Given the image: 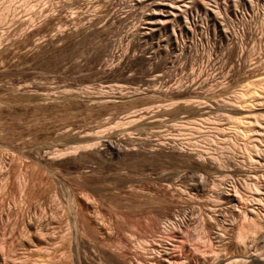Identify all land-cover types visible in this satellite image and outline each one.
<instances>
[{
    "label": "rangeland",
    "instance_id": "1",
    "mask_svg": "<svg viewBox=\"0 0 264 264\" xmlns=\"http://www.w3.org/2000/svg\"><path fill=\"white\" fill-rule=\"evenodd\" d=\"M172 29L211 36L183 53L156 45ZM177 82L191 87L175 94ZM260 86L264 0H0V264H217V244L239 252L247 209L264 221V152L263 192L250 194L251 138L227 123L264 114L232 105Z\"/></svg>",
    "mask_w": 264,
    "mask_h": 264
},
{
    "label": "bare ground",
    "instance_id": "2",
    "mask_svg": "<svg viewBox=\"0 0 264 264\" xmlns=\"http://www.w3.org/2000/svg\"><path fill=\"white\" fill-rule=\"evenodd\" d=\"M164 2V1H163ZM167 5H169V3L165 2ZM171 6V5H170ZM234 11V10H233ZM236 11V10H235ZM234 11V13H235ZM171 13V12H170ZM214 14V13H213ZM236 14V13H235ZM172 15V14H171ZM175 16V15H174ZM173 16V17H174ZM169 17V16H168ZM201 17V16H200ZM199 17V19H200ZM218 15L215 13V16H210L209 19H207L206 17H203V18H206L207 21H210L212 22L213 24V29H214V26L216 24H218V20L217 19ZM171 18V17H170ZM192 19L191 20H195V18L197 19L198 16L197 15H192L191 17ZM202 18V17H201ZM202 18V19H203ZM148 19V18H147ZM174 19V18H173ZM177 19V18H176ZM174 19V20H176ZM179 19V18H178ZM189 19V18H188ZM149 20H153V18H149ZM172 20V19H171ZM183 21V20H182ZM188 21V20H187ZM161 24L159 27L157 26V28H153V27H148V29L151 31H162L164 33V30L166 31V28H165V22H168V19H161V18H158L157 20H153V21H149L148 23L150 24H155V23H158ZM175 22V21H174ZM177 22V20H176ZM179 22V21H178ZM181 22V21H180ZM186 22V21H185ZM189 22V21H188ZM191 22V21H190ZM197 22V21H196ZM198 23V22H197ZM167 24V23H166ZM181 23H179L180 25ZM185 24V23H184ZM209 24V23H208ZM207 24V25H208ZM221 24V23H219ZM174 25V24H173ZM183 25V24H182ZM185 26V25H183ZM199 26V25H198ZM168 27V26H167ZM171 27V26H170ZM182 26L180 25V28ZM187 27V26H186ZM208 27V26H207ZM191 28V27H190ZM211 27H209L210 29ZM216 28V27H215ZM220 28V27H219ZM221 29V28H220ZM182 30V29H180ZM179 30V31H180ZM190 30V29H189ZM198 30V29H197ZM149 31V32H150ZM216 31V30H214ZM219 31V30H218ZM155 32H153L152 34H154ZM161 32V34H162ZM217 32V31H216ZM222 32V31H221ZM166 33V32H165ZM169 33V35L165 34L168 36V39L166 41L161 40L159 41L156 45H158L159 47H164L165 50L166 48H171V49H174L176 51H180V53H183L185 52L187 49H189L194 43L195 41L197 43H201L202 45H206L208 42H209V37L211 36V31L209 32L208 30H202V31H198V32H194L193 30H190L188 31V29L185 31V32H175L173 29L171 30V32H167ZM218 33V32H217ZM216 33V34H217ZM147 34V33H146ZM151 34V33H150ZM159 35V34H158ZM164 35V36H165ZM227 35V31L224 30L223 34H221V36H226ZM153 36V35H152ZM163 36V37H164ZM160 37V36H159ZM162 38V37H161ZM160 38V39H161ZM159 39V38H158ZM212 44V43H211ZM159 50V49H158ZM161 50V49H160ZM164 50V49H163ZM164 50V51H165ZM179 53V54H180ZM198 68H199V71L200 69L203 67V63H200L197 65ZM204 68V67H203ZM183 85L179 84L177 82V84L174 86V87H170L174 93H178V92H181L182 89L183 91H186L188 89H190V85H186L184 88L180 89ZM260 89L261 90H254V91H240L239 94L236 96V100H234V102L232 103V105H235L236 106V109L238 110H241V111H245V112H249V111H252L253 109H256V108H259V107H263L264 106V87L260 86ZM256 95H258V98H256ZM238 98H241V101L239 102L237 99ZM246 115V116H245ZM244 116L242 115L241 117H238V118H231L229 119V123H227L228 127L233 131H236L239 133V135H241V137L244 138L245 137H248L247 139H250V140H247V143L245 144L246 145V148L243 146L242 148H244L246 150V152L244 151V153L247 154V160H248V167L246 169H243L245 172L244 175H246V177H249L251 179L250 181V188L249 189V193L250 191L252 190V193H257L259 191V187H260V182H259V179L257 177H259L258 175H256V172L258 170L259 167H257V165H259L258 163L260 162L259 159H262V157H264V149L263 147H261L263 150L262 152H260V148L259 145H258V141L259 139L262 137L264 138V114H254V113H247L245 114ZM214 122V121H213ZM217 122V121H215ZM194 127L196 128H200V124L198 122H194L192 123ZM214 128L216 129L217 126L216 124L214 123ZM223 128V127H222ZM235 132V133H236ZM261 138V139H262ZM260 139V140H261ZM254 141H257V143H255ZM260 143V141H259ZM262 145V144H261ZM260 145V146H261ZM242 151V152H243ZM243 153V154H244ZM258 153L262 154L263 156H259ZM245 154V155H246ZM201 155V154H200ZM244 155V157H245ZM258 156L259 158L256 159L255 156ZM199 156V155H198ZM261 157V158H260ZM215 160V159H214ZM213 160V161H214ZM217 160V159H216ZM215 160V161H216ZM214 161V162H215ZM218 161V160H217ZM239 161V160H238ZM220 163V162H219ZM218 163V164H219ZM214 164V163H213ZM236 164V162H235ZM242 164V163H241ZM239 165V164H238ZM213 166V165H211ZM242 166V165H241ZM240 167V166H239ZM245 168V167H244ZM239 169V168H238ZM242 169V168H241ZM261 169V168H260ZM260 175V173H259ZM221 176H224V175H221ZM223 179V178H221ZM219 180V178H218ZM222 181V180H220ZM261 181V180H260ZM247 187V186H246ZM236 188V187H234ZM261 188H262V185H261ZM237 189V188H236ZM247 189V188H246ZM251 189V190H250ZM236 191V190H235ZM246 191V190H245ZM261 191V190H260ZM259 191V192H260ZM240 192V191H239ZM263 192V191H262ZM260 192V193H262ZM237 195L238 194H242V193H238V191L236 192ZM250 193V194H252ZM247 194V193H245ZM249 194V195H250ZM235 195V194H234ZM256 195V194H255ZM236 196V195H235ZM239 201L242 203V201H246L248 202L247 200L249 199L248 198V195H246L245 197L242 196V195H239ZM250 197V196H249ZM252 195H251V199H252ZM249 199V200H251ZM237 200V199H236ZM252 201V200H251ZM238 202V201H237ZM239 202V203H240ZM233 203V202H232ZM252 203V202H251ZM231 204V203H230ZM253 204V203H252ZM255 204V203H254ZM242 205V204H241ZM245 205V204H244ZM248 205V204H247ZM246 207V206H245ZM244 207V208H245ZM249 207V205H248ZM257 207V206H256ZM247 209V208H246ZM244 209V210H246ZM256 209V208H255ZM253 210L252 207L248 208L247 209V214L244 213L246 216L245 218L247 219L248 221V232H247V229H245V232L243 231V234L241 233L239 235L238 233V237H237V240L235 238L236 241H233L235 242V245H237V247H240L241 250L237 253L236 251L234 253H232L229 249L232 248L230 247L229 249L227 247H229L226 242L225 243H219L217 244L218 246L216 247V252L215 254H220V257L218 259V262H216L217 264H264V221L263 220H260L259 215L258 213H256V210ZM259 211V209H258ZM243 212V210H242ZM264 217V216H263ZM262 217V218H263ZM264 219V218H263ZM247 223V222H246ZM240 231V230H239ZM241 232V231H240ZM247 233H256V232H262V237H258L257 240H246L245 239V234ZM248 235V234H247ZM237 236V235H236ZM245 236V237H244ZM247 238V237H246ZM249 239V238H248ZM220 240V238H219ZM229 241H231L230 239H228ZM227 240V242H228ZM249 241V242H248ZM221 242H224V240ZM232 244V243H231ZM231 246V245H230ZM216 257V256H215Z\"/></svg>",
    "mask_w": 264,
    "mask_h": 264
}]
</instances>
